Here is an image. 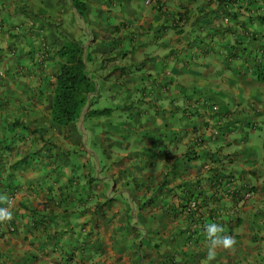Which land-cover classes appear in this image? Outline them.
I'll list each match as a JSON object with an SVG mask.
<instances>
[{"label": "crops", "instance_id": "obj_1", "mask_svg": "<svg viewBox=\"0 0 264 264\" xmlns=\"http://www.w3.org/2000/svg\"><path fill=\"white\" fill-rule=\"evenodd\" d=\"M82 37L97 92L56 125ZM261 68L264 0H0V264H203L211 222L210 264H264Z\"/></svg>", "mask_w": 264, "mask_h": 264}, {"label": "trees", "instance_id": "obj_2", "mask_svg": "<svg viewBox=\"0 0 264 264\" xmlns=\"http://www.w3.org/2000/svg\"><path fill=\"white\" fill-rule=\"evenodd\" d=\"M59 56L63 63L56 78L51 118L56 125L66 126L81 116L82 111L90 105L88 96L97 90L94 79L87 71L89 57L79 42L71 41L62 46ZM257 75L263 81L264 69H258ZM111 112V109H88L85 116H108Z\"/></svg>", "mask_w": 264, "mask_h": 264}, {"label": "clouds", "instance_id": "obj_3", "mask_svg": "<svg viewBox=\"0 0 264 264\" xmlns=\"http://www.w3.org/2000/svg\"><path fill=\"white\" fill-rule=\"evenodd\" d=\"M228 20L225 19L224 22ZM17 31L20 30L19 27L15 28ZM19 33V32H17ZM45 57V55H44ZM1 75V74H0ZM216 109V108H214ZM234 178L229 177L227 183H225V187L233 184ZM251 190H247L241 196L242 199L248 200L251 197ZM248 194L249 197L245 195ZM0 204L8 205L7 207H0V223L11 222L13 219V214L9 210L12 204V201L8 198V196L0 195ZM225 228L222 225H219L215 222H211L205 225L204 234H205V242L207 245V253L203 264H210V262L214 261L217 256V249H223L226 251L234 250L236 245V240L234 237L230 235H224Z\"/></svg>", "mask_w": 264, "mask_h": 264}, {"label": "rangeland", "instance_id": "obj_4", "mask_svg": "<svg viewBox=\"0 0 264 264\" xmlns=\"http://www.w3.org/2000/svg\"><path fill=\"white\" fill-rule=\"evenodd\" d=\"M83 28H84V26H82V28H80V31H82ZM86 41H87V37H82V38H80L79 43L81 44V46H82L83 48H84V44L86 43ZM84 50H85V48H84Z\"/></svg>", "mask_w": 264, "mask_h": 264}, {"label": "built area", "instance_id": "obj_5", "mask_svg": "<svg viewBox=\"0 0 264 264\" xmlns=\"http://www.w3.org/2000/svg\"><path fill=\"white\" fill-rule=\"evenodd\" d=\"M245 196H246V197H249V195H248V194H246Z\"/></svg>", "mask_w": 264, "mask_h": 264}]
</instances>
